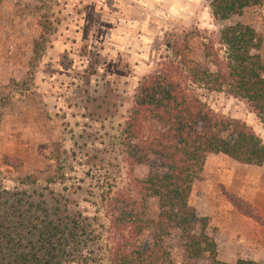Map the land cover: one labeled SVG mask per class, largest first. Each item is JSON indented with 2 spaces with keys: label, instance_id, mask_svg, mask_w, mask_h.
I'll return each instance as SVG.
<instances>
[{
  "label": "rangeland",
  "instance_id": "rangeland-1",
  "mask_svg": "<svg viewBox=\"0 0 264 264\" xmlns=\"http://www.w3.org/2000/svg\"><path fill=\"white\" fill-rule=\"evenodd\" d=\"M235 24L264 39V0L225 22L213 20L207 0H0V190L79 220L88 249L105 254L103 201L148 174L129 171L119 148L138 83L158 69L166 38L185 36L190 60L204 65V41ZM205 100L264 143L244 103L224 94ZM157 204L149 201L150 217ZM182 243L178 233L165 239L174 264L186 262Z\"/></svg>",
  "mask_w": 264,
  "mask_h": 264
},
{
  "label": "trees",
  "instance_id": "trees-1",
  "mask_svg": "<svg viewBox=\"0 0 264 264\" xmlns=\"http://www.w3.org/2000/svg\"><path fill=\"white\" fill-rule=\"evenodd\" d=\"M207 1L216 22L241 17L263 2ZM183 37L165 39L167 54L134 91L119 137L120 155L129 171L144 166L148 174L144 179L131 177L129 190L103 201L108 251L98 255L88 249L79 220L0 190V264H174L165 246L172 233L182 237L183 264H200L204 257L206 264H230L218 260L217 245L207 234L208 219L198 216L190 196L208 155H223L244 166L264 163V143L252 127L217 115L205 100L207 94L236 99L264 128V39L250 26H225L204 41V65H197ZM39 50L43 47L36 41L35 61ZM221 192L235 211L264 226V212ZM153 199L157 213L150 217ZM232 264L262 263L238 259Z\"/></svg>",
  "mask_w": 264,
  "mask_h": 264
},
{
  "label": "crops",
  "instance_id": "crops-1",
  "mask_svg": "<svg viewBox=\"0 0 264 264\" xmlns=\"http://www.w3.org/2000/svg\"><path fill=\"white\" fill-rule=\"evenodd\" d=\"M221 189L264 212V163L244 166L223 155H208L190 196L198 216L208 219L207 234L217 245L219 261L264 263V226L235 211Z\"/></svg>",
  "mask_w": 264,
  "mask_h": 264
}]
</instances>
